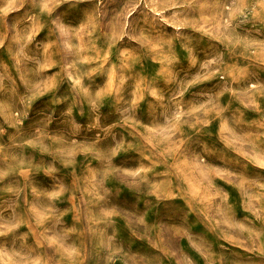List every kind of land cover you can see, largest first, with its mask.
<instances>
[{
  "label": "rangeland",
  "instance_id": "rangeland-1",
  "mask_svg": "<svg viewBox=\"0 0 264 264\" xmlns=\"http://www.w3.org/2000/svg\"><path fill=\"white\" fill-rule=\"evenodd\" d=\"M0 264H264V0H0Z\"/></svg>",
  "mask_w": 264,
  "mask_h": 264
}]
</instances>
